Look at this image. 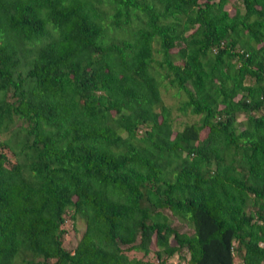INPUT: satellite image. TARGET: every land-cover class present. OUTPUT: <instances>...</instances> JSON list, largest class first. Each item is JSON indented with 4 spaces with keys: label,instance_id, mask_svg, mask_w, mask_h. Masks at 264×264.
<instances>
[{
    "label": "trees",
    "instance_id": "16d2710c",
    "mask_svg": "<svg viewBox=\"0 0 264 264\" xmlns=\"http://www.w3.org/2000/svg\"><path fill=\"white\" fill-rule=\"evenodd\" d=\"M131 251L264 264V0H0V264Z\"/></svg>",
    "mask_w": 264,
    "mask_h": 264
},
{
    "label": "rangeland",
    "instance_id": "374dc122",
    "mask_svg": "<svg viewBox=\"0 0 264 264\" xmlns=\"http://www.w3.org/2000/svg\"><path fill=\"white\" fill-rule=\"evenodd\" d=\"M169 91H171V90H169ZM163 100L166 104L171 105V106H175L176 100L171 98V96L168 95L167 92H165ZM172 116H173V123L178 129L182 128L184 123H188V122L190 123L196 118V117L189 116V115H187V116L177 115V114H175L174 111H172ZM171 224L174 227H176L178 230L185 231V232L190 231L189 228H187L184 223L178 222L176 219L172 218ZM62 227L65 229V235L63 238V246L66 249L71 251L75 245V242L77 241V239L79 238L80 234L83 231V223L79 219H76L73 222L68 216H66L65 222H64ZM170 243L172 244L173 241L170 240ZM183 253H184V261H186L188 259V254L185 252H183ZM128 255L133 256V257H137V258L142 257L143 260L150 262V264H152V262L154 263V261H155V257L153 256L152 252L148 253L144 257L142 256L141 253L132 252V251L129 252ZM178 257L179 256L177 254L172 255L167 260V264H178L179 263Z\"/></svg>",
    "mask_w": 264,
    "mask_h": 264
},
{
    "label": "built area",
    "instance_id": "2783aa9c",
    "mask_svg": "<svg viewBox=\"0 0 264 264\" xmlns=\"http://www.w3.org/2000/svg\"><path fill=\"white\" fill-rule=\"evenodd\" d=\"M184 262L183 261H180L178 264H187L186 262L185 263ZM233 264H242V263H240L236 258H234L233 259Z\"/></svg>",
    "mask_w": 264,
    "mask_h": 264
}]
</instances>
